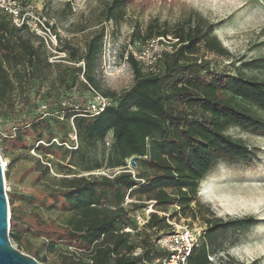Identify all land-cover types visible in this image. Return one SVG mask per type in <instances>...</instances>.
I'll use <instances>...</instances> for the list:
<instances>
[{"label": "trees", "instance_id": "obj_1", "mask_svg": "<svg viewBox=\"0 0 264 264\" xmlns=\"http://www.w3.org/2000/svg\"><path fill=\"white\" fill-rule=\"evenodd\" d=\"M104 1V21H116L132 0ZM195 19L173 27L156 21L144 30L134 26L132 36L142 44L175 40L172 50L161 51L146 68L128 53L133 83L120 92L103 93L109 105L91 115L84 107L97 88L94 70L102 49L104 21L97 22L82 45L72 44L49 25L56 44L48 48L27 24L17 26L0 11V109L13 113L16 94L22 95V106L28 103L32 74L40 58L32 37L47 53H62L74 64L76 79L81 77L69 99L47 98V104L64 120L56 123L64 132L60 143L52 142L57 132L49 131L44 116L32 114L20 121V132L34 138L24 146L66 161L59 165L63 170L58 175L53 160L47 158L50 166L37 157L31 160L37 179L50 178V183L45 181L36 190V206L58 213L47 219L38 212L29 213L34 222L27 230L41 237L46 246L66 245L53 249L58 251L56 264H144L164 254L156 240L172 228L167 222L170 216L164 212L167 207L175 208L178 215L202 220V236L188 264H213L210 255L222 246L228 231L247 228L256 221L253 217L223 220L208 216L197 201V192L199 182L218 163H250L257 158L255 147L228 130L236 127L264 136V77L256 74L264 70V58L236 64L212 33V24L198 16ZM206 54L229 62L218 68ZM69 132L75 134L76 146ZM16 141L26 142L20 140V133ZM66 141L69 147L64 145ZM100 169L109 172L93 173ZM126 196L131 201L124 205ZM13 200L11 196L9 203ZM149 204L153 211L138 228L134 212ZM9 210L11 237L21 243L19 229L28 223L26 214L13 207ZM26 248L38 261L46 260L41 247ZM226 264L235 263L230 259Z\"/></svg>", "mask_w": 264, "mask_h": 264}, {"label": "rangeland", "instance_id": "obj_2", "mask_svg": "<svg viewBox=\"0 0 264 264\" xmlns=\"http://www.w3.org/2000/svg\"><path fill=\"white\" fill-rule=\"evenodd\" d=\"M23 13H28L30 23L37 19L49 21L57 28L59 34L69 38L72 44L82 45L85 39L91 36V31L98 21H104V0H16ZM200 17L211 23L212 33L232 55V60L239 63L250 58H264V0H132L128 3L116 21L105 20L102 49L98 55L94 77L97 83L96 91L103 95L107 91L120 92L133 83V74L126 55L132 53L145 68L150 66L157 55L164 51L166 46L172 50L174 41L155 39L146 44L132 36L134 26L145 29L149 22L164 23L167 27L191 23ZM49 24V25H50ZM81 29H84L81 31ZM32 43L39 53V61L34 67L31 87L28 92V103L21 105L22 95L16 94L13 113L0 109V158L4 163L5 188L8 200L12 196L10 207L16 208L22 214L27 224L22 223L19 229L21 243L11 237V241L20 251L29 254L26 245L41 247L46 260L41 264H56V246L64 249L66 245L57 243L56 246H46L41 237H36L27 230L34 222L29 214L38 212L43 218H55L57 211L45 206H36L34 197L36 190L50 178L43 175L37 179L32 159L37 157L41 163L47 158L53 160L54 172L61 173L59 165L66 161L56 160L52 155H42L33 147L24 145L34 138L20 131L21 120L29 115L37 114L46 118L49 131L57 132L52 142L60 143L63 131L56 127L58 121H64L56 108L47 104V98L69 99L78 89V80L72 68L74 64L66 60L63 54H49L32 37ZM203 51L201 50V54ZM213 64L221 68L229 61L215 55L206 54ZM205 56V57H206ZM46 61L50 65L46 64ZM264 77V70L256 72ZM77 80V81H76ZM40 86L39 91L36 89ZM70 120L64 122L68 128ZM48 131V130H46ZM20 133V140L16 141ZM232 136L244 140L250 147L257 149V158L250 163L229 164L218 163L215 168L200 182L197 192V201L202 205L206 215H214L223 220L232 218L253 217V225L232 231L222 238V246L210 255L213 264H226L230 259L234 263H247L257 260L264 264V136L246 133L239 128L228 130ZM69 135L70 132L68 133ZM68 134L66 135L68 137ZM22 143V142H21ZM36 143V142H35ZM69 142L64 145L68 147ZM99 173L107 170H98ZM51 175H54L50 171ZM169 221L189 227H204L202 220H192L189 216L178 215L175 208L164 209ZM10 236L12 233L9 228ZM30 255V254H29Z\"/></svg>", "mask_w": 264, "mask_h": 264}, {"label": "built area", "instance_id": "obj_3", "mask_svg": "<svg viewBox=\"0 0 264 264\" xmlns=\"http://www.w3.org/2000/svg\"><path fill=\"white\" fill-rule=\"evenodd\" d=\"M0 11L4 12L17 26H20L23 23L27 24L32 31L44 39L48 48H51V46L56 44V35L52 34L49 28L50 22H44L42 19H37L35 23H30L28 13L22 12V9L19 7L16 0H0ZM47 22L48 25L46 24ZM168 49L169 47L166 46L165 50ZM107 105H109V99L93 89L92 96L87 100L84 111L91 115H97ZM70 138L73 141L74 146H76L75 134L71 133ZM109 140L110 139H107L106 141L107 145L109 144ZM46 164L50 166L49 163L46 162ZM2 165L4 166V163H2ZM93 173H99V171ZM101 173L105 172L101 171ZM130 201L131 200L128 196H126L123 204L126 205ZM152 211V206L149 204L142 210H136L134 212V219L138 228L145 225ZM167 222L172 226L171 230L166 234H162L156 240V245L159 249L164 251V254L159 255L152 260L144 261V264H188V258L193 248L199 244L203 227L178 225L169 220H167ZM125 230L129 229L126 228ZM138 251L134 252V254H137Z\"/></svg>", "mask_w": 264, "mask_h": 264}, {"label": "water", "instance_id": "obj_4", "mask_svg": "<svg viewBox=\"0 0 264 264\" xmlns=\"http://www.w3.org/2000/svg\"><path fill=\"white\" fill-rule=\"evenodd\" d=\"M134 157L129 164L134 165ZM5 176L0 158V264H41L33 256L20 251L11 241L9 200L5 188Z\"/></svg>", "mask_w": 264, "mask_h": 264}, {"label": "bare ground", "instance_id": "obj_5", "mask_svg": "<svg viewBox=\"0 0 264 264\" xmlns=\"http://www.w3.org/2000/svg\"><path fill=\"white\" fill-rule=\"evenodd\" d=\"M1 161H2V163H3V159L1 158ZM4 167V166H3Z\"/></svg>", "mask_w": 264, "mask_h": 264}]
</instances>
